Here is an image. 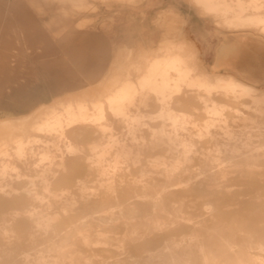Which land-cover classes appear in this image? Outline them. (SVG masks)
Segmentation results:
<instances>
[{
    "label": "bare ground",
    "instance_id": "6f19581e",
    "mask_svg": "<svg viewBox=\"0 0 264 264\" xmlns=\"http://www.w3.org/2000/svg\"><path fill=\"white\" fill-rule=\"evenodd\" d=\"M187 1L231 32L217 34L226 71L200 70L194 47L165 35L137 59L120 47L138 81L107 87L87 44L71 46L81 74L47 65L53 99L25 88L0 106V264H264L263 5ZM184 87L203 120L176 110ZM138 94L161 120L141 119Z\"/></svg>",
    "mask_w": 264,
    "mask_h": 264
},
{
    "label": "rangeland",
    "instance_id": "374dc122",
    "mask_svg": "<svg viewBox=\"0 0 264 264\" xmlns=\"http://www.w3.org/2000/svg\"><path fill=\"white\" fill-rule=\"evenodd\" d=\"M62 1L35 0L33 2L32 0H24L18 2V0H0V64L3 66L0 65V106L14 107L17 102L15 100L17 95L23 96L21 92L26 91L28 88H31L30 93L33 96L39 98L40 94L44 92L53 99L55 93L53 88L59 83L58 78L53 77L51 71L46 68L47 65L55 66L58 71L66 69L73 74H81L79 62H74L73 57L67 51L71 46H78L83 50L86 48V51L89 50L87 54L91 53L90 55L94 56V61H89L87 64L92 70H98L99 66L95 65L100 63L102 74L97 78V81L100 82V85L107 87L121 84L126 79L138 81L136 75L139 67L131 68L128 66L126 57L123 55V49L120 47L130 46L129 48H132L134 52V58L137 59L140 58V55L157 49L160 45L163 46L165 42L160 40L165 35H168V37L176 36V38L179 36L187 44L192 45L195 49L196 58L201 64L200 70L213 71V66L217 63L218 66H223L221 72L226 71L222 57L217 59V56H224L221 51L217 52L216 45L219 40L217 34L220 30L226 32V34L231 32L219 28L211 17L200 15L197 8L189 4L187 0H134L126 2L113 0V3L112 1L102 3V0H99V2L98 0H95L96 2L94 0ZM259 1L263 5L260 10L264 11V0ZM56 2L58 4L54 7ZM71 2L73 3L71 4ZM81 2L84 4H81ZM134 2L138 3L134 4ZM63 5L65 6L63 7ZM90 6L94 8L91 9ZM88 8L90 10H86ZM166 8L169 11L165 12ZM19 9H25L27 13L24 16H19L17 13ZM52 18L54 22L51 20ZM54 18L57 19L54 20ZM161 18L164 20L163 23L159 22ZM51 26H56V28ZM34 33H38L35 37L36 40L34 39ZM255 35L260 36V33H255ZM84 44L85 46L87 44V46L85 47ZM61 45L67 46V48L65 49ZM5 65L6 67H4ZM95 87H98V85ZM16 90H19V93ZM184 90V94L191 95H188L187 99L178 100L177 97L174 100L176 110L184 109L189 113L191 111L189 116L191 119L203 120L206 117L205 110L196 99H192L199 94L188 87H184ZM141 98L142 94H138L136 100L138 106L134 107L135 112L141 113V119L161 120L159 104L154 99H149L148 103L146 102L147 105L141 101ZM5 111L4 108H0V119L6 116ZM228 115L229 118L234 116L233 113Z\"/></svg>",
    "mask_w": 264,
    "mask_h": 264
}]
</instances>
